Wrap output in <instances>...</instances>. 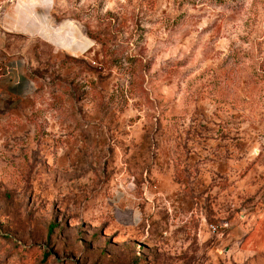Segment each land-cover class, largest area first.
Instances as JSON below:
<instances>
[{"label": "rangeland", "instance_id": "obj_1", "mask_svg": "<svg viewBox=\"0 0 264 264\" xmlns=\"http://www.w3.org/2000/svg\"><path fill=\"white\" fill-rule=\"evenodd\" d=\"M0 8V264H264V0Z\"/></svg>", "mask_w": 264, "mask_h": 264}, {"label": "crops", "instance_id": "obj_2", "mask_svg": "<svg viewBox=\"0 0 264 264\" xmlns=\"http://www.w3.org/2000/svg\"><path fill=\"white\" fill-rule=\"evenodd\" d=\"M14 13L0 8V95L15 96L22 93H27L32 89V82L26 73V64L19 56H14L4 42V31L7 28L14 29V25H21V20L14 19ZM23 22V20H22ZM24 27V22H23ZM30 28V24L26 27ZM9 66L11 69L6 72L4 68Z\"/></svg>", "mask_w": 264, "mask_h": 264}]
</instances>
